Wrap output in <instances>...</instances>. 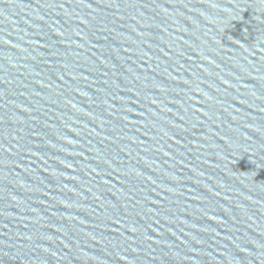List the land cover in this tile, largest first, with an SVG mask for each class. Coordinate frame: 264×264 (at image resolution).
<instances>
[{"label":"water","instance_id":"water-1","mask_svg":"<svg viewBox=\"0 0 264 264\" xmlns=\"http://www.w3.org/2000/svg\"><path fill=\"white\" fill-rule=\"evenodd\" d=\"M0 264H264V0H0Z\"/></svg>","mask_w":264,"mask_h":264}]
</instances>
